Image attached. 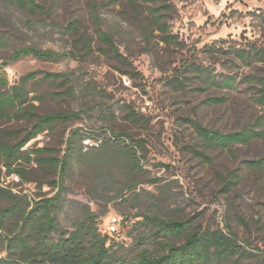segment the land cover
<instances>
[{"label":"rangeland","instance_id":"rangeland-1","mask_svg":"<svg viewBox=\"0 0 264 264\" xmlns=\"http://www.w3.org/2000/svg\"><path fill=\"white\" fill-rule=\"evenodd\" d=\"M220 1L56 0L48 15L0 0V70L9 87L22 86L39 115L79 113L27 144L47 146L58 158L68 151L62 173L33 164L22 179L0 162V186L31 206L59 195L63 230H73L91 211L106 235L117 217L114 250L127 260L142 249L160 251L147 216L190 219L193 230L222 231L246 250L235 245L231 258L212 264L263 260L264 171L246 162L264 157V136L207 147L194 126L223 133L263 129L264 0H223L224 7ZM155 7H162V20L151 13ZM168 33L174 38L166 40ZM20 47L70 55L11 60ZM47 73H66L69 81L45 79ZM211 98L225 100L212 104ZM34 123L5 122L4 139L17 143ZM6 255L0 245V257Z\"/></svg>","mask_w":264,"mask_h":264},{"label":"trees","instance_id":"trees-1","mask_svg":"<svg viewBox=\"0 0 264 264\" xmlns=\"http://www.w3.org/2000/svg\"><path fill=\"white\" fill-rule=\"evenodd\" d=\"M18 8L31 13L52 14L56 0L51 5L37 0H7ZM162 7L150 11L156 18L162 20L159 14ZM96 21L99 14L94 12ZM75 27V24H71ZM100 37L111 42V37L100 31ZM166 40L173 39L170 33ZM68 52H58L53 49L37 47H20L15 49L10 59L17 60L33 56L42 61H59L68 57ZM244 58L243 55H240ZM29 74L27 77H35ZM45 79L69 81L66 73H47ZM226 86H232L234 78L226 80ZM214 84L218 82L213 79ZM71 88V89H70ZM70 93L74 94L72 87ZM29 93L19 85L9 87L5 74L0 70V162L10 174L26 178V171L33 164L46 165L56 173H62L68 158V151L62 158L53 155V149L43 147L25 148L32 140L42 133L54 131L59 123L74 122L78 119L77 112H55L39 115L37 106L28 104ZM37 100V97L34 98ZM222 98H211L212 104L224 102ZM21 119H34L35 123L15 144L4 139L2 125L5 122ZM263 129L244 128L240 131L223 133L219 130L203 127L194 123L196 132L207 147L229 148L236 144H249L264 136V118L258 123ZM119 135H122L120 133ZM73 136L67 140V148L72 145ZM249 168L264 171V157L246 162ZM56 184V183H55ZM59 195L43 198L31 206L18 195L0 186V202L8 204L0 206V245L7 255L0 257V264H212L231 258L234 251L232 238L222 231L210 229L193 230V223L188 220L164 219L158 216H147L148 222L155 227L152 240L160 251L140 250L130 260L119 256L114 250L116 242L108 234L102 235L96 224L98 215L89 211L85 219L73 230L61 229L57 211ZM31 206V207H30ZM186 238L182 244L174 239ZM242 251L241 246L236 245ZM238 252V249H236ZM255 264H264V259Z\"/></svg>","mask_w":264,"mask_h":264},{"label":"built area","instance_id":"built-area-1","mask_svg":"<svg viewBox=\"0 0 264 264\" xmlns=\"http://www.w3.org/2000/svg\"><path fill=\"white\" fill-rule=\"evenodd\" d=\"M220 6L224 7L225 3L223 0L220 1ZM27 148V146L25 147ZM121 224V220L118 219L117 217H114L111 222L109 223L107 229H106V234H108L111 237H114L115 235L119 234L120 229L118 226Z\"/></svg>","mask_w":264,"mask_h":264}]
</instances>
